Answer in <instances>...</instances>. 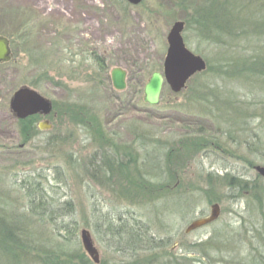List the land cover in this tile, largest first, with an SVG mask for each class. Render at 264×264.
I'll use <instances>...</instances> for the list:
<instances>
[{
  "label": "rangeland",
  "instance_id": "1",
  "mask_svg": "<svg viewBox=\"0 0 264 264\" xmlns=\"http://www.w3.org/2000/svg\"><path fill=\"white\" fill-rule=\"evenodd\" d=\"M211 1H128L125 12L118 0H0V35L11 39L33 16L36 41L54 56L45 62L49 81L22 50L19 65H0V215L16 240L0 244V264H264V176L256 170L264 166V75L247 71L264 61V0H216L228 29L204 17ZM186 18L185 42L207 68L180 91L166 81L161 104L151 105L145 87L164 71L168 33ZM116 67L128 72L125 89L114 85ZM23 84L54 104L49 115H33L27 142L11 109ZM45 119L51 129L39 127ZM196 138L200 145L188 144ZM35 182L58 220L31 212ZM215 203L219 218L187 232ZM122 213L127 228L162 246L143 249L117 235L111 223L121 226ZM68 223L71 232L60 229Z\"/></svg>",
  "mask_w": 264,
  "mask_h": 264
},
{
  "label": "water",
  "instance_id": "2",
  "mask_svg": "<svg viewBox=\"0 0 264 264\" xmlns=\"http://www.w3.org/2000/svg\"><path fill=\"white\" fill-rule=\"evenodd\" d=\"M127 1L136 5L144 0ZM185 27L186 21L178 20L168 33L169 48L164 71H155L145 87V101L151 105L157 106L161 104V96L166 81L170 83L175 91H180L186 87L188 80L193 75L207 68L205 58L195 54L187 46L183 35ZM12 57L11 39L8 36L0 35V64L11 61ZM127 78L128 72L124 68L116 67L113 69L112 79L116 88L125 89L127 87ZM53 107V101L32 86L24 85L20 87L11 98V109L18 119H26L39 113L47 116L53 111ZM39 127L41 129H51L53 123L49 119H45L39 123ZM256 170L264 176L263 165L256 166ZM220 214V204H213L211 214L194 220L188 226L187 232L213 223L219 218ZM82 239L89 255L96 263H100V251L89 229L82 230Z\"/></svg>",
  "mask_w": 264,
  "mask_h": 264
},
{
  "label": "trees",
  "instance_id": "3",
  "mask_svg": "<svg viewBox=\"0 0 264 264\" xmlns=\"http://www.w3.org/2000/svg\"><path fill=\"white\" fill-rule=\"evenodd\" d=\"M194 2H196V0H193L192 4H194ZM220 2L216 0H214L213 2L212 1L209 2L210 7H208V9H206L207 11L204 12V15H205L204 17L209 18L210 16L214 15L215 19H211V21L215 20L217 21L219 27L228 29L232 25V21L228 19L229 14L228 15L225 14L226 11H224L225 10L224 8H226V6L225 5L222 6L223 4ZM180 3H181L180 6L186 7L185 4H187V1L186 2L180 1ZM130 5L131 4L126 0H118V6L123 8L125 12H128L130 10L131 8ZM201 8L203 7L199 6L198 12L201 11L200 10ZM33 20L35 21V18L32 16V18L26 21L27 23L25 22L22 25L20 31L16 33L15 35H13V37H11L12 48H13V58L10 62L16 65L17 64L19 65L20 58L18 59V57L22 50L23 52L26 53L27 57H29V60H28L29 66L32 67L36 73L38 72L40 80L49 81V80H52L51 75H50L51 74L50 69H49L50 67L45 66V62H48V63L51 62V65H52V62H53L52 58L54 56L52 55L49 47L45 48L36 41L35 26H32ZM209 20L210 19H207L205 22H208ZM188 21L189 20L187 19L186 22ZM71 46L73 48L72 44ZM64 47H65L64 50L70 49L69 46H64ZM94 59H95V63L100 65L101 68H104L106 66V61L101 56L96 55L94 56ZM62 61L64 60L62 59ZM7 64L9 63L7 62ZM247 71L249 72L254 71L257 73V76L264 75V61L262 60L255 61L253 65L251 66V68L248 69ZM247 71H243V72H247ZM23 85H27V84H23ZM31 85L34 86L35 84H31ZM55 109H57V104H55ZM35 118H36L35 116L34 117L30 116L26 119L19 120L20 137L22 140L26 142L34 136V133L36 131L37 126L35 123L36 122ZM200 141L201 139H198L196 143L189 141L188 144L190 145L192 143L191 145L195 144L196 146H198L200 145ZM187 146L188 145H186L185 147ZM125 163L126 162L124 163L121 162L119 164L123 165ZM167 167H168V170L169 169L172 170L170 167V164L169 166L167 164ZM144 182L146 186L148 183L150 184L154 183L150 180L149 181L145 180ZM146 188L152 191L150 186ZM28 196H30V209L33 214L39 216L42 219L48 218L49 221L58 220V218L60 217V215L58 214V210L52 209L51 203H48V201H46V196L44 194V187L42 186V183L35 182L33 187L29 188ZM68 204H70V202H68ZM119 220H121L122 222L121 226L116 227V223H115L116 220L112 221L111 223V227H113V229L115 230V233L119 235L120 237L129 235L132 238V242L134 241L136 242V244L140 243L143 249L147 247H150L151 249H155V248L162 246V243H164V242L161 243L157 241L155 237L151 235L149 236V234L143 233L138 229L130 230L129 228H127L126 227L127 220L124 219L123 213L120 216ZM5 223L6 221L4 222L3 217L0 215V244L2 245L1 248L3 249L7 247L12 248L13 245L14 247L16 246L14 242L16 240L13 237L14 233H13L12 227L8 223H7L8 226H6ZM60 229L63 231L71 232L72 231L71 223H68L67 225H62Z\"/></svg>",
  "mask_w": 264,
  "mask_h": 264
},
{
  "label": "flooded vegetation",
  "instance_id": "4",
  "mask_svg": "<svg viewBox=\"0 0 264 264\" xmlns=\"http://www.w3.org/2000/svg\"><path fill=\"white\" fill-rule=\"evenodd\" d=\"M37 115H38V116H46V115H43V114H40V113H39V114H37Z\"/></svg>",
  "mask_w": 264,
  "mask_h": 264
}]
</instances>
